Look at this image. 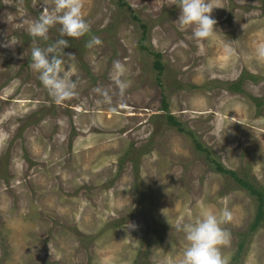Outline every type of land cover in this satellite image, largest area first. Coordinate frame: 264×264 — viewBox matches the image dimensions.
I'll return each instance as SVG.
<instances>
[{
    "label": "rangeland",
    "instance_id": "374dc122",
    "mask_svg": "<svg viewBox=\"0 0 264 264\" xmlns=\"http://www.w3.org/2000/svg\"><path fill=\"white\" fill-rule=\"evenodd\" d=\"M121 1L81 0L90 30L64 37L73 57L61 67L77 94L55 104L29 67L33 47L61 38L59 25L46 40L29 31L54 0H0V264H179L177 226L225 207V264H264V222L251 231L259 198L216 170L264 187V0H210L217 31L199 56L191 28L174 23L177 0ZM251 8L260 15L245 17ZM91 36L102 43L86 48ZM240 79L244 93L229 91ZM97 85L109 102H96Z\"/></svg>",
    "mask_w": 264,
    "mask_h": 264
},
{
    "label": "clouds",
    "instance_id": "9594fccd",
    "mask_svg": "<svg viewBox=\"0 0 264 264\" xmlns=\"http://www.w3.org/2000/svg\"><path fill=\"white\" fill-rule=\"evenodd\" d=\"M177 3L179 15L174 23L179 30H184L185 27L191 28V34L187 38L195 45V54L204 55L206 40L217 31L215 28L217 21L210 15L214 7L210 0H177ZM244 15L245 17L260 15V9L251 8ZM54 25H59L58 31L61 38L45 48L33 47L29 67L38 73L40 84L47 91L51 101L61 104L77 94L75 91L77 81L61 72V67L65 63L64 57L66 55L73 57L71 53L63 52L69 43L64 37L80 38L90 30L89 23L82 16L81 0H54L53 10L43 9L31 22L29 31L32 36L46 40L50 27ZM101 43L99 37L91 36L85 42V47L93 48ZM180 43L183 44L184 41ZM224 53L230 56L232 48L225 45ZM254 54L257 60L264 61V42L256 45ZM124 72L125 65L119 59H114L110 78L121 94L129 86V81L121 79ZM91 91L98 94L97 103H107L111 100L104 86L97 85ZM0 135H7V133L3 132ZM231 218L232 212L225 207L220 211L219 216L206 210L194 222L178 225V229L183 231L187 242L179 264H225L220 246L227 242L228 233L221 227V224ZM126 227L135 228L136 225L128 222Z\"/></svg>",
    "mask_w": 264,
    "mask_h": 264
},
{
    "label": "trees",
    "instance_id": "16d2710c",
    "mask_svg": "<svg viewBox=\"0 0 264 264\" xmlns=\"http://www.w3.org/2000/svg\"><path fill=\"white\" fill-rule=\"evenodd\" d=\"M119 1H120L119 2L120 6L123 5V3H121L122 1L121 0H119ZM135 19L137 20L136 17H135ZM141 27L143 30V35L145 36L146 26L141 25ZM85 36H87V35H84V38H85ZM72 40H74V39H72ZM74 42H75V40H74ZM63 51H64V49H63ZM60 55H61V53H60ZM156 57H158V55H156ZM154 66H155L156 70H158L159 74H161L163 72V68H162L160 60H157V62L155 61ZM251 78H253L255 80L254 77H251ZM242 81L243 80L240 79L239 82L229 85L228 90L232 91V92H236V93H244L243 89H241V82ZM257 104H259V102H257ZM165 108L167 109L166 105H165ZM166 119H167V122L170 126L176 127L178 129V131H180V132H184L182 124L175 117H173L172 115H167ZM195 147L198 150H203L202 147L200 146V144H198V143L196 144ZM216 164H217L216 170L218 172H222V173L231 175L235 179V181L239 184L240 188L247 190L250 194L256 195L259 198L260 203L258 206V212H257L256 218H255V221L253 222V224L251 226V231L254 232L255 230H257L259 228V226L262 224V222H264V191H263L264 187L257 188L255 185L248 182V180L241 178L235 171H230V170L225 169L219 162ZM114 224H115V226H118L120 224V222L115 221ZM247 234L248 233H244V234L240 235L243 239L242 240L243 243H240L239 251L237 253V257H239L241 254L242 248H243L245 241L247 239ZM244 238H246V239L244 240ZM139 256H140V254H139ZM139 256H138V259H139ZM140 261L136 260L134 262V264H146L145 257L142 259L143 263H140ZM144 261H145V263H144Z\"/></svg>",
    "mask_w": 264,
    "mask_h": 264
}]
</instances>
